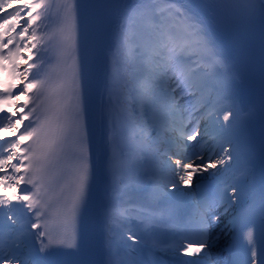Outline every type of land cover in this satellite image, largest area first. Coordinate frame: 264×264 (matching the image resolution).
Instances as JSON below:
<instances>
[{
	"label": "snow or ice",
	"instance_id": "6c2138e0",
	"mask_svg": "<svg viewBox=\"0 0 264 264\" xmlns=\"http://www.w3.org/2000/svg\"><path fill=\"white\" fill-rule=\"evenodd\" d=\"M225 39L264 79V0H0V264H264Z\"/></svg>",
	"mask_w": 264,
	"mask_h": 264
},
{
	"label": "bare ground",
	"instance_id": "6f19581e",
	"mask_svg": "<svg viewBox=\"0 0 264 264\" xmlns=\"http://www.w3.org/2000/svg\"><path fill=\"white\" fill-rule=\"evenodd\" d=\"M98 103H99V102H98ZM104 131H105V134H106V132H107V125H106V124H105V126H104ZM217 178L222 179V180H230V174H229V173H228V174H221V175H218ZM196 186H197V182H196V179H195V177H194L192 187L196 190ZM215 231H216V233H217L218 235H220L221 233H223V229H222V228H219V227H217V229H216ZM220 237H221V235H220ZM118 239H119V238H117V240H118ZM214 248L216 249V251H215L213 254H214V255H217L218 258H219L218 253H219V250H220L221 248L218 247V246L216 245V242H215V244H214ZM129 251H131V249H129Z\"/></svg>",
	"mask_w": 264,
	"mask_h": 264
},
{
	"label": "rangeland",
	"instance_id": "374dc122",
	"mask_svg": "<svg viewBox=\"0 0 264 264\" xmlns=\"http://www.w3.org/2000/svg\"><path fill=\"white\" fill-rule=\"evenodd\" d=\"M196 179V178H195ZM220 226H221V224H220ZM217 229V228H216ZM223 243H224V237H220V240H218V241H216V245L218 246V247H223ZM222 251H221V249L219 250V253H221ZM218 253V254H219Z\"/></svg>",
	"mask_w": 264,
	"mask_h": 264
}]
</instances>
